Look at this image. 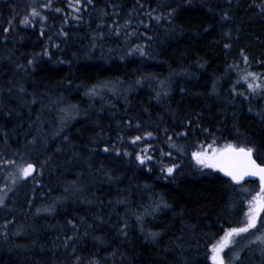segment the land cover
Here are the masks:
<instances>
[{
    "label": "trees",
    "instance_id": "obj_1",
    "mask_svg": "<svg viewBox=\"0 0 264 264\" xmlns=\"http://www.w3.org/2000/svg\"><path fill=\"white\" fill-rule=\"evenodd\" d=\"M45 4L0 0V183L36 167L0 204V264H212L260 182L192 153L231 143L264 164V87L243 79L264 86V0ZM253 247L226 263L264 264Z\"/></svg>",
    "mask_w": 264,
    "mask_h": 264
},
{
    "label": "snow or ice",
    "instance_id": "obj_2",
    "mask_svg": "<svg viewBox=\"0 0 264 264\" xmlns=\"http://www.w3.org/2000/svg\"><path fill=\"white\" fill-rule=\"evenodd\" d=\"M88 4L92 3V0H87ZM51 0H49V4L43 5V7H49ZM75 3L79 4L80 0H75ZM72 6L71 4L69 5ZM57 12L60 9H56ZM79 11V9H77ZM31 16L37 17L40 16V13L36 8H32ZM228 17L225 16V19ZM42 19H45L42 17ZM159 20V17H156ZM22 24H29L31 21L27 17H25L22 21ZM127 23V22H126ZM8 31V29H5ZM43 34V33H41ZM225 47H229V45H225ZM140 52L141 55L145 53L139 46L136 49ZM47 54V53H45ZM243 55V53H241ZM245 62H247V57H244ZM32 61H29L31 64ZM251 79V83H248L249 90L255 94L258 88L264 87L260 84H256L257 80L256 73L249 72L247 76L243 79L245 81ZM139 83V81H138ZM91 94H96L95 86L90 90ZM159 95V94H158ZM181 135H187V133H182ZM148 137L152 136V133H147ZM141 136H136L132 143L135 144L137 141H140ZM215 141H213V144ZM213 144H209L206 150L195 151L192 153L193 158L196 160V163L210 169H218L223 172L226 176L230 177L232 181L236 184H240L241 181H244L245 177H258L259 178V191L251 197L247 201V210L244 213L245 221L242 222V226L238 227H230L225 233L222 239L211 245L210 251L212 253L211 260L212 264H226L225 258L222 255L225 252V249L230 248V245L233 243V237H240L241 234L249 233L250 230L257 229V223L261 220V213H264V165L258 164L256 159L253 158V153L255 151L254 147L250 146H237L234 144H227L223 148H213ZM172 147H176L172 145ZM109 149L106 147L104 149L107 152ZM119 154V153H118ZM124 155H128L127 152ZM170 155V153H169ZM137 159L141 164H144L146 160H150L151 157L138 155ZM178 167L174 165L172 167H168L167 173L171 174L174 171V168ZM35 170L34 165L27 164L24 167L18 169L20 174L23 177H28ZM3 198L0 197V204H3ZM258 230V229H257ZM158 234L152 233L151 236L154 239ZM256 241H259L261 244H264V233L256 236ZM238 259L237 257H234Z\"/></svg>",
    "mask_w": 264,
    "mask_h": 264
},
{
    "label": "rangeland",
    "instance_id": "obj_3",
    "mask_svg": "<svg viewBox=\"0 0 264 264\" xmlns=\"http://www.w3.org/2000/svg\"><path fill=\"white\" fill-rule=\"evenodd\" d=\"M50 120H55L56 122H64L66 120V118H62V117H56V118H51ZM208 147V146H207ZM207 147L203 148L202 150H206ZM213 148H217L215 146H213ZM201 151V150H200ZM31 162H27V163H21V162H15L12 163V166H14L13 170L11 169L5 176H4V180L0 183V197L3 198V200L6 198V196L8 195V193L11 192V188L14 186V184L20 180L21 178H24L20 172L18 171L19 168L26 166L27 164H29ZM264 220V219H263ZM260 222H262V220L258 221L257 223V228L258 226L261 224ZM252 231V234L249 235V233ZM249 233H245V234H241L240 237H233V243L230 245V248L228 249H232L231 254H232V258L230 259L231 262H233V260H235L234 257L238 256L239 253L241 251H243L244 248H247L248 246H254L253 250L254 251H260V248L262 246V244L259 241H256V236L260 235L261 233H264V221L261 224V230L256 233V229L250 230ZM222 238H220L218 240V242L221 240ZM225 249V252L222 254L225 258V255L227 254V250ZM263 250H261L260 252H262ZM226 263V264H232V263Z\"/></svg>",
    "mask_w": 264,
    "mask_h": 264
},
{
    "label": "water",
    "instance_id": "obj_4",
    "mask_svg": "<svg viewBox=\"0 0 264 264\" xmlns=\"http://www.w3.org/2000/svg\"><path fill=\"white\" fill-rule=\"evenodd\" d=\"M253 158H254V156H253ZM255 159V158H254ZM257 161V160H256ZM258 163V162H257ZM30 164H32V163H30ZM258 164H260V163H258ZM32 165H34V164H32ZM261 165H264V164H261ZM34 168H35V170L32 172V174L31 175H29L28 177H32L34 174H35V171H36V167H35V165H34ZM221 172V171H220ZM222 173V175H224L225 177H227V178H229L230 180H231V178L230 177H228V176H226L223 172H221ZM259 180V178L258 177H245V179H244V181H248V180ZM244 181H241V182H244ZM234 182V181H233ZM235 183V182H234Z\"/></svg>",
    "mask_w": 264,
    "mask_h": 264
}]
</instances>
